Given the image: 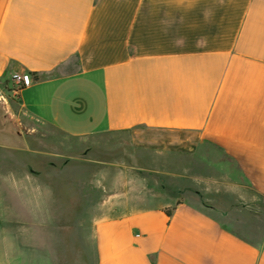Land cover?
<instances>
[{
  "label": "crops",
  "instance_id": "crops-1",
  "mask_svg": "<svg viewBox=\"0 0 264 264\" xmlns=\"http://www.w3.org/2000/svg\"><path fill=\"white\" fill-rule=\"evenodd\" d=\"M26 73L28 117L131 150L22 171L0 264H264V220L238 217L264 201V0H0V79Z\"/></svg>",
  "mask_w": 264,
  "mask_h": 264
},
{
  "label": "rangeland",
  "instance_id": "rangeland-1",
  "mask_svg": "<svg viewBox=\"0 0 264 264\" xmlns=\"http://www.w3.org/2000/svg\"><path fill=\"white\" fill-rule=\"evenodd\" d=\"M12 90L10 81L0 79V202L7 201L11 213L16 211L17 177L22 171L28 175L30 171L52 169L61 172L70 168L79 175H90L97 168L122 159L130 152L129 134L76 139L52 125L31 119L22 110L19 96ZM36 155H51L52 158L37 162ZM75 193L70 186L59 190L57 209L63 213L62 219L67 220L70 213L79 207ZM69 194H74V199L68 203L65 198ZM249 208V213L244 212L238 217L259 216L264 220V201L261 198L250 203Z\"/></svg>",
  "mask_w": 264,
  "mask_h": 264
},
{
  "label": "built area",
  "instance_id": "built-area-1",
  "mask_svg": "<svg viewBox=\"0 0 264 264\" xmlns=\"http://www.w3.org/2000/svg\"><path fill=\"white\" fill-rule=\"evenodd\" d=\"M10 82L13 85V93L19 96V93L26 87L33 83V79L30 74L12 75Z\"/></svg>",
  "mask_w": 264,
  "mask_h": 264
},
{
  "label": "trees",
  "instance_id": "trees-1",
  "mask_svg": "<svg viewBox=\"0 0 264 264\" xmlns=\"http://www.w3.org/2000/svg\"><path fill=\"white\" fill-rule=\"evenodd\" d=\"M168 215H169V216L171 215V211H168Z\"/></svg>",
  "mask_w": 264,
  "mask_h": 264
}]
</instances>
